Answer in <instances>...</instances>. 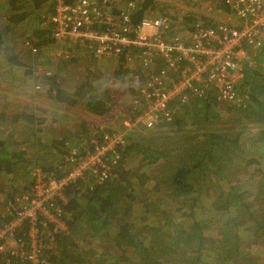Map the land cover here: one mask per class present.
Here are the masks:
<instances>
[{"label":"trees","instance_id":"1","mask_svg":"<svg viewBox=\"0 0 264 264\" xmlns=\"http://www.w3.org/2000/svg\"><path fill=\"white\" fill-rule=\"evenodd\" d=\"M128 1L135 4L134 21L161 15L168 27L178 23L188 31L197 21L217 23L191 11L176 22L170 6L162 2L158 8L156 0H97V5L116 14ZM202 1L208 0L191 2L200 7ZM208 2L216 13L228 12L223 0ZM52 6L50 0H0V224L13 216L15 199L30 189L34 168L60 176L70 150L90 146L112 130L88 123L78 112L65 126L63 112L69 107L117 120L123 114L133 118L144 106L137 91L141 79L137 87L127 84V111L113 116L122 101L114 86L125 84V74L142 78L144 73L135 51L125 52L137 68L127 67L123 52L107 70L109 86L101 87L91 54L83 65L78 47L56 53ZM45 50L35 68L33 57ZM251 60L235 87V102H221L215 89L188 102L172 101L169 121L162 119L143 129L146 133L125 132L105 180L85 177L65 188L67 230L56 234L49 264H264V41ZM69 64H77L75 75L66 71ZM27 78L42 79L40 92L25 91ZM14 92L30 94L28 101L17 103ZM35 96L43 100L37 104ZM0 264L23 263L0 252Z\"/></svg>","mask_w":264,"mask_h":264},{"label":"built area","instance_id":"2","mask_svg":"<svg viewBox=\"0 0 264 264\" xmlns=\"http://www.w3.org/2000/svg\"><path fill=\"white\" fill-rule=\"evenodd\" d=\"M50 1L57 54H67L68 46L74 45L91 48L98 59L135 51L137 63L151 71L137 88L144 106L133 118H124L123 129L103 132L90 146L70 150L62 159L67 170L60 176L39 167L32 170L30 189L15 199L13 216L0 224V252L19 257L23 264H49L56 234L67 230L62 213L65 188L85 177L96 183L105 180L127 130L138 124L151 129L162 119L169 121L172 101L188 102L210 89L219 100L235 102L244 67L264 41V0H223L228 12L217 13L232 17L230 22L210 26L197 21L193 31L181 28L170 36L169 23L161 15L134 21L133 1L116 14L98 7L97 0ZM20 230L22 237L17 235Z\"/></svg>","mask_w":264,"mask_h":264},{"label":"rangeland","instance_id":"3","mask_svg":"<svg viewBox=\"0 0 264 264\" xmlns=\"http://www.w3.org/2000/svg\"><path fill=\"white\" fill-rule=\"evenodd\" d=\"M156 1L158 2V6H157L158 8L161 7L162 2H165V3H167L168 6H170V9H167V11H169V14L170 15H172L174 17H177L176 22L180 20V18L182 17V15H184V14L187 15V12L188 11H191L192 13H195V14H199V16H205V17L207 16V17H209V19H207V20H211L212 19L213 21H217V22L218 21H221V22H223V21L230 22L232 20V17H230V16H227V15H223L222 16L221 14L216 13L215 12V9L212 6L214 4H211L208 1L207 2L202 1L203 3H202V5L200 4L201 5L200 7H198V2L200 3L201 1H198L197 4H194V5L191 2L192 0H188V1L187 0H156ZM180 28H182V27H180L178 23H176V24H174L172 26V30H175V31H180L181 30ZM25 33H28V31L26 30ZM25 33H24L23 38L26 36ZM53 48L54 47L50 48V50H54ZM15 51H17L16 47H15ZM48 52H49V50H45L44 52L42 51L39 54L36 53V55H37L36 57L37 58H34L33 57V59L35 61H37V64L34 65L35 68L37 67V65H39L38 63H39L40 59H43L44 60V58L46 57V55L48 54ZM21 53H23V52H21ZM77 54L78 55H81V53H77ZM81 56L84 58V59H82V60H84L82 64L85 65L87 56H85V55H81ZM34 60H33V62H34ZM113 62H114V58H109V59H99L98 62L96 63L97 70L100 73V75L102 76L101 79H99V78L97 79L98 84L101 87H108L109 84H110V82H108L110 80L107 79L109 75L106 78V73L108 72L107 70H110L111 65H113ZM133 63H134V61H129L127 67H131L130 69L137 68ZM30 64H32V62H30ZM43 64H45V62H41L40 66H44ZM114 64H115V62H114ZM56 65H57V63H56ZM71 65L72 64H69V67L70 68L65 67V69H66V71L72 72L71 75H73V73L75 72V69H77V64H76V67L75 68H73V65L74 64L72 65V67H71ZM40 66L38 67V69L40 68ZM72 69H73V71H72ZM102 69L104 70V72L101 71ZM139 69H140L139 70L140 73L147 72V70L144 69L143 67H140ZM121 70H122V68H121ZM125 70H124V73H125ZM124 73H122V74H124ZM63 75L65 76V74H63ZM74 75H75V73H74ZM104 76H105V78L103 79ZM141 77L142 78L138 77V75H134V76H132V78L131 77L129 78L128 74H125L124 75V81H125V84L124 85H126V86H124V85H122L121 87H119L117 85L114 86L115 88L118 89L117 95L119 97H121V99H122L121 103L119 105L117 104V107H116V110H115V113L117 114V116H119V114H123L124 112L127 111L126 103L129 102L128 99L130 98V96L128 97V86H127V84H130V86H132V84H133V86L135 87V86H137L138 81H140L141 79L144 78V73L142 74ZM26 81L28 82V84L23 87V88L26 87L25 88V91H29V89H31V90L34 91V93L35 92H40L41 87H42V79L41 78L40 79L38 78L37 80H34V82L36 84L34 82L32 83V81H33L32 78H27ZM27 88H29V89H27ZM11 95L12 96L15 95L17 97V101H18L17 103H25V101H28V99H29L28 97H29L30 94L28 95L25 92L24 93L21 92V93H18L17 94V93L14 92ZM33 99L34 100L37 99V101L35 103L39 102V99L40 100H43V98L41 96H37V97L35 96ZM39 105L42 106V102L39 103ZM16 107L17 106H15L14 109ZM69 108L70 109H68L65 112H63V115L65 117L63 118V120H62L61 123L64 124L65 126H67L68 124L74 123V121H75L74 120V118H75V115L74 114L76 112H78L79 114L82 113L83 115H81V116L88 123L96 122L97 124H100L102 126H106V125L107 126H112V127H114V129H117L118 126H119L118 123H117V120H112V119L111 120H106V119H103V118H97V117H95L93 115H89V114L86 116L87 113H83L82 110H81V108H77V107H69ZM49 119H50V116H47V121L48 122H50ZM111 121H113L112 124H111ZM143 129L146 130V128H141V127H137L134 130H140L141 131ZM144 130H143V132H144ZM144 133H146V132H144ZM240 174H242V173H240ZM138 210H139V207H137V205H135V212L138 211ZM99 251L100 250L98 249V252ZM112 252H114V251H112ZM261 254H262V258L264 259V248L262 249ZM119 264H125V263L119 262Z\"/></svg>","mask_w":264,"mask_h":264},{"label":"crops","instance_id":"4","mask_svg":"<svg viewBox=\"0 0 264 264\" xmlns=\"http://www.w3.org/2000/svg\"><path fill=\"white\" fill-rule=\"evenodd\" d=\"M170 25V24H169ZM179 26L180 27H182L183 25H181V24H179ZM181 29V28H180ZM174 32H178V31H175V30H172V26L171 27H169V30H168V32L166 33V36H170V35H172ZM75 47L74 48H77L78 50H76V49H74L75 50V54L76 55H78L77 53H81V55H85V56H89V54H91L93 57H94V59H95V61H96V63L98 62V58L94 55V53H93V51L91 50V48H89V47H87V46H85V45H74ZM81 47V48H80ZM22 48H24V47H22ZM80 50V51H79ZM67 51H68V49H67ZM81 55H78L81 59H84ZM93 57L91 58V60H93ZM88 59H90L89 57H88ZM126 61L129 63V61H132L129 57L127 58L126 57ZM136 63H137V61H136ZM138 64V63H137ZM159 64H161L160 62H158V65ZM124 65L125 66H127L125 63H124ZM150 69H147V72H144V78L145 77H149V74H150ZM33 83V82H32ZM221 101V100H220ZM221 102H224V101H221ZM114 117H118L116 114H114L113 115ZM124 118H126V115H123L121 118H117V123H118V125H119V127L120 128H122L120 125H122V121L124 120ZM113 123V121H111V124ZM112 127V126H111ZM112 129H114V127L112 128Z\"/></svg>","mask_w":264,"mask_h":264}]
</instances>
